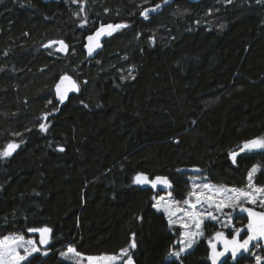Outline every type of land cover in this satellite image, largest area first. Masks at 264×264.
I'll return each mask as SVG.
<instances>
[{
	"label": "trees",
	"instance_id": "trees-1",
	"mask_svg": "<svg viewBox=\"0 0 264 264\" xmlns=\"http://www.w3.org/2000/svg\"><path fill=\"white\" fill-rule=\"evenodd\" d=\"M101 23L127 27L89 59L83 40ZM57 40L66 55L45 47ZM62 75L78 90L43 122L58 108ZM262 136L264 0H0V153L19 145L0 155V238L52 229L41 247L48 254L24 264H73L60 257L67 246L91 256L128 248L135 264H209L216 223L205 221L203 238L171 259L180 228L154 207L160 192L134 178L165 175L182 200L195 175L186 169L242 189L258 165L254 180L264 186V150L235 164L229 155ZM245 221L237 214L234 225ZM254 248L233 264H256L264 248Z\"/></svg>",
	"mask_w": 264,
	"mask_h": 264
},
{
	"label": "snow or ice",
	"instance_id": "snow-or-ice-1",
	"mask_svg": "<svg viewBox=\"0 0 264 264\" xmlns=\"http://www.w3.org/2000/svg\"><path fill=\"white\" fill-rule=\"evenodd\" d=\"M170 0H163V3L167 4ZM161 4H156L152 8H144L141 12V15L147 19L150 12H155L161 8ZM127 27L124 24L117 25H101L100 29L97 30L95 36H89V41L96 40L98 41L102 35L107 31L108 35L119 28ZM59 43L60 51H67V45L63 41H52L50 44ZM96 47H99V44H96ZM93 51V48L89 47V53ZM65 81H68L71 87H76L75 83L71 80V77L65 75L62 76L60 82L56 85V92L60 97L62 102L67 94L69 88L65 87L62 91V85ZM47 115V114H46ZM46 118V116H45ZM42 130H46L45 124H40ZM19 147L18 144L9 143L5 150L0 153L4 157L12 155V153ZM63 151V149H60ZM255 150H264V136L255 137L248 139L242 142L239 146V151H231L229 153L232 163H236L237 156L245 153L252 152ZM260 170L258 165H254L248 172L247 180L248 184L245 189L238 188H225V187H216L210 184L197 185L193 184V191L188 194V199L184 200L186 208L177 207L175 211H172L167 205L163 206V210L167 212L169 216V224L176 223L172 217L176 216L178 213H183V217L191 222L194 225L197 231H185L183 236L184 239L181 243L184 245L181 248V251H185L193 246L195 243V238L202 236L203 232L200 231L201 225L205 218H210L216 220L217 217L212 214V211L207 209H215L216 211L222 212L225 208H231L233 211L239 208L241 212L247 213V224L241 228H234L231 239H229L223 232H216L215 237L217 240H220L223 243V251H217V246L211 240L209 244L211 246V254L209 259H211L212 264H217L221 257L225 256L226 253H231L233 259L236 258L237 253L250 252V245L252 247L257 246L253 244L254 241H264V186H256L254 184V176ZM134 183L137 184H151L153 188L157 184H168L166 177H155V179H149V177L144 173H138L134 178ZM202 189V190H201ZM192 198L195 199V202L192 201ZM164 198L161 197L160 201H163ZM179 203V202H175ZM245 204L252 205L251 207H245ZM207 205V209H205ZM158 210L160 208V203L158 202L155 205ZM205 209L204 211H198L197 208ZM260 208L262 210H257ZM183 228L188 229L189 223H184L181 225ZM225 227H232L231 217H229L228 224L224 225ZM29 232H39L40 245H47L50 240V234L52 229L49 227H43L39 229H28ZM246 232V238L243 240L240 239L242 233ZM36 241L34 240H25L23 235H6L0 238V264H24L30 256L34 253L40 252V249L36 246ZM28 245L29 247H26ZM132 248H135V241L133 240L131 244ZM23 250V254L21 252ZM43 255H47V252H43ZM177 257L180 256V252H176ZM61 256L69 257L75 259L77 264H82L86 259L88 264H117V261L120 260L122 256H126V264H133L132 256L128 253L127 249H122L120 256L102 254L100 256H87L76 251L75 248L69 246L66 252H62ZM256 264H264V257L255 255Z\"/></svg>",
	"mask_w": 264,
	"mask_h": 264
},
{
	"label": "rangeland",
	"instance_id": "rangeland-1",
	"mask_svg": "<svg viewBox=\"0 0 264 264\" xmlns=\"http://www.w3.org/2000/svg\"><path fill=\"white\" fill-rule=\"evenodd\" d=\"M79 7H80V6H79ZM82 9H83V7L81 8V10H82ZM81 16H82V17H80L81 20H80V23H79V24H80V25H84V24H86L87 19H86L85 15H84L83 13H82ZM57 41H58V40H57ZM10 143H11V142H10ZM13 143H15V142H13ZM15 144H18V143H15ZM186 170H187L188 172H191V173L195 174V175H193V176L191 177V180H190V184H189L190 192L193 191V184H197V185H204V184L214 185V184H212L211 182H209L206 178L197 175V174L199 173V170H198V169H196V168H189V169H186ZM247 184H248V180H247ZM247 184H246V185H247ZM254 184H255L256 186L260 187V185H258V184L255 182V180H254ZM214 186H216V187H221V186H217V185H214ZM225 188H233V187H225ZM245 188H246V186H245ZM245 188H242V189H245ZM201 190H202V189H201ZM190 192H189V193H190ZM161 197L164 198L163 201H160V198H161ZM188 198H189V197H187L186 199H188ZM184 200H185V199H182V200L176 199L175 197H173V196L170 194L169 190L166 191V192H161V193H159L158 195H154V196H153L154 207L158 210V208H157L155 205H157L158 202L160 203L159 211H162V212L166 215V217H167V219H168V222H169V216H168L167 212H165V211L163 210V206H164V205H167L169 208H171L172 211H175L177 207H180V208H186L187 206L183 203ZM192 201L195 202V199L192 198ZM175 202H179V203L177 204V203H175ZM245 205H247V204H245ZM249 205H250V204H249ZM250 206H252V205H250ZM205 209H207V205H205ZM205 209H200L199 206H198V208H197L198 211H204ZM258 209H259V210H262V209H260V208H258ZM207 210L212 211V214H213L214 216H216L217 219H216V220H212V219H210V218H205V219L203 220V223H202V225H201V229H200V231L203 232V235H202V236H198V237H196V238H195V243L193 244V246H192L191 248L185 250V251H181V248L184 247V245L181 243V241L184 239V236H183L184 232H185V231H193V232H194V231H197V230L195 229L194 225L191 224V222L187 221V220L183 217V213H182V212H181V213H178L176 216L172 217V219L175 220L176 223H174V224H169V225H170V227L178 226V227L180 228L181 236H180L179 249L173 251V252L170 254V258H171V259H179V257H180L181 255H183L184 253L190 251V250L194 247V245H195V244H196L201 238H203V236H204L203 225H204L205 221H207V220H210V221L216 223V225L218 226V228L221 229L223 232H226L227 234H228V231H231V232H232L234 228H237V227L234 225V218H235V216L238 214V208H237L236 210H234V211H233L231 208H225L222 212H220V211H216L215 209H207ZM238 215H239V214H238ZM229 217H231V224H232V227H225L224 225H227V224H228ZM186 222L189 223V228H188V229H185V228H183V227L181 226L182 224H184V223H186ZM34 234H35L36 236H35ZM8 235H21V234L13 233V234H8ZM5 236H6V235H5ZM23 236H24L25 240H34V241L37 242V243H36V246L40 249V252H38V253H34L32 256H34V255H36V254H41L42 256H44L42 253H43V252H47V251L41 249V247H42L43 245H40V244H39L40 234L35 233V232H28V235H23ZM1 238H2V237H1ZM25 246H26V247H29L28 245H25ZM130 246H131V245H130ZM68 247H69V246L65 247L64 251H62V252H66ZM255 247H256V246H255ZM254 249H255V248H253V250H252L251 252H253ZM127 250H128V248H127ZM21 252H22V254H23V250H21ZM176 252H180V256H179V257H177V256L175 255ZM120 254H121V251L119 252V254H116V256H120ZM254 254L258 255L257 251H255ZM108 255H112V254H108ZM32 256H30V257H32ZM84 256L87 257V256H91V255H84ZM94 256H100V255H94ZM30 257H29V258H30ZM60 257H61L63 260H67V261H69V262H71V263H73V264H77V261H76L75 259H71V258H69V257L61 256V254H60ZM123 257H124V256H122V257L120 258V260L117 261V264H121V263L123 262ZM29 258H28V259H29ZM82 264H88V261L85 259V260L82 262Z\"/></svg>",
	"mask_w": 264,
	"mask_h": 264
},
{
	"label": "water",
	"instance_id": "water-1",
	"mask_svg": "<svg viewBox=\"0 0 264 264\" xmlns=\"http://www.w3.org/2000/svg\"><path fill=\"white\" fill-rule=\"evenodd\" d=\"M51 1L56 2V1H58V0H42V2H44V3H46V2H51ZM189 1H196V0H189ZM101 25L107 26V25H109V23H101V24H99V25H98V26H97L92 32L86 34L85 37H84V40H83V50H84V52H85V54H86V57L89 58V59H94V58L96 57V55L99 53V51H100V49H101V46H102L104 40L109 36V35L107 34V31H106L105 34L102 35L98 41H96V40H93V41H91V42L89 41L88 37H89V36H93V37H94L95 34H96V32H97V30L100 29ZM60 41H63L64 44L67 45V51H60V50H59V48H60L59 43L56 44V51H57L58 53L62 54V55H66V54L68 53L69 46H68V44H67L64 40H60ZM97 43L99 44V47H96V44H97ZM51 45H52V44H50V42H49V43H47V44L45 45V47H48V46H51ZM89 47L93 48V51H92L91 53H89ZM62 76H65V75H62ZM62 76H60V77L57 79V81H56V83H55V85H54V98H55V101L58 103V108H57V110L51 112L50 114L43 115V116L41 117V118L43 119V122L48 121V119H49L50 117L56 116V115L58 114V112H59L60 107H61L62 105H64V104L67 102V100L69 99V97H70L72 94H75V93L77 92V90H78L77 82L73 79V77H71L70 75H67V76L71 77V80L75 83L76 87H74V88L71 87L70 83H69L68 81H65L64 85H62V91H63V89H64L65 87L69 88V90L67 91V94H66L64 100L61 102V101H60V97H59V95H58L57 92H56V85L60 82V79H61ZM45 116H46V118H45ZM40 129H41V128H40ZM17 149H18V148H17ZM17 149H16L13 153H15V152L17 151ZM13 153H12V154H13ZM144 174H146V173H144ZM146 175H147V174H146ZM147 176H148V175H147ZM158 176H159V177H166L169 183H168V184H162V183L157 184V186H156L155 188H153V187L151 186V184H137V183H136V185H138L140 188H144V189H145V188H149V189H153L154 191H160V192H166V191H168L169 188H170V186H171L168 177L165 176V175H158ZM148 177H149V176H148ZM155 177H157V176H155ZM155 177H153V178H150V177H149V179H153V180H154ZM244 206H245V207H251V206H249V205H244ZM257 210L259 211V209H257ZM238 214L245 216V218H246V223H245L244 225H246V224H247V213L241 212V211L239 210V208H238ZM244 225H242L241 227H243ZM241 227H239V228H241ZM217 232H223V231H217ZM38 233H39V232H38ZM215 233H216V232H215ZM215 233L212 235V237H211L210 240H211L213 243L216 244V246H217V251H223V243H222L220 240H217V239H216V237H215ZM223 233H224L229 239H231V235L233 234V233H232V234L229 235V234H227L226 232H223ZM246 235H247L246 232L242 233L241 236H240V239L243 240L244 238H246ZM253 244L261 245V246L264 248V241H259V242L254 241ZM207 247H208V256H207V260H208V263H209V264H212L211 259H209L210 254H211V251H212L209 242L207 243ZM253 248H254V247H252V246L250 245V252L253 250ZM250 252H243V251H241L240 253H237V256H236L235 259L232 258L230 252H229V253H226L225 256H223V257L220 258V260L217 262V264H224L227 260H230V263L233 264V263H235L237 260L241 259L244 255H246L247 253H250ZM132 259H133V258H132ZM126 260H127V259H125L121 264H126ZM133 264H135L134 259H133Z\"/></svg>",
	"mask_w": 264,
	"mask_h": 264
},
{
	"label": "bare ground",
	"instance_id": "bare-ground-1",
	"mask_svg": "<svg viewBox=\"0 0 264 264\" xmlns=\"http://www.w3.org/2000/svg\"><path fill=\"white\" fill-rule=\"evenodd\" d=\"M142 17H143V16H142ZM59 41H60V40H59ZM57 42H58V41H57ZM48 43H49V42H48ZM46 44H47V43H46ZM46 44H45V45H46ZM56 44H57V43H56ZM56 44H52V45H54L55 50H56ZM48 47H49V46H48ZM56 52H57V51H56ZM170 184H171V183H170ZM170 187H171V186H170ZM169 189H170V188H169ZM152 190H153V189H152ZM153 191H154V190H153ZM158 192H160V191H158ZM160 193H161V192H160ZM239 215H240V214H239ZM245 223H246V221H245ZM245 223H244V224H245ZM244 224H243V225H244ZM239 227H241V226H239ZM239 227H237V228H239ZM36 233H38V232H36ZM232 233H233V232H232ZM232 233H231V234H232ZM38 234H39V233H38ZM229 261H230V260H229Z\"/></svg>",
	"mask_w": 264,
	"mask_h": 264
}]
</instances>
